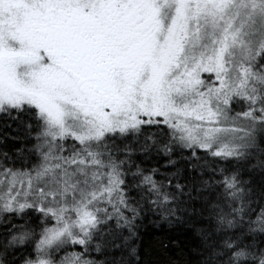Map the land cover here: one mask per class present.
Instances as JSON below:
<instances>
[{"label":"snow or ice","instance_id":"snow-or-ice-1","mask_svg":"<svg viewBox=\"0 0 264 264\" xmlns=\"http://www.w3.org/2000/svg\"><path fill=\"white\" fill-rule=\"evenodd\" d=\"M159 220L158 264H264V0H0V264Z\"/></svg>","mask_w":264,"mask_h":264},{"label":"trees","instance_id":"trees-1","mask_svg":"<svg viewBox=\"0 0 264 264\" xmlns=\"http://www.w3.org/2000/svg\"><path fill=\"white\" fill-rule=\"evenodd\" d=\"M152 221L156 217L151 218ZM170 226L163 220L158 222L145 221L144 227L141 229V248L146 253L145 260H150L153 264H158L161 259L175 258L180 255V249H172L165 251L160 247L159 240L165 238L169 233H172ZM174 234H179L178 231Z\"/></svg>","mask_w":264,"mask_h":264}]
</instances>
